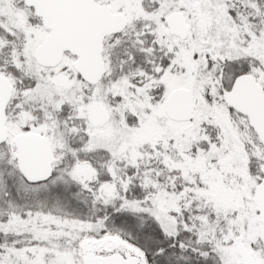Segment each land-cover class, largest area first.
Masks as SVG:
<instances>
[{
	"label": "snow or ice",
	"instance_id": "obj_1",
	"mask_svg": "<svg viewBox=\"0 0 264 264\" xmlns=\"http://www.w3.org/2000/svg\"><path fill=\"white\" fill-rule=\"evenodd\" d=\"M0 264H264V0H0Z\"/></svg>",
	"mask_w": 264,
	"mask_h": 264
}]
</instances>
